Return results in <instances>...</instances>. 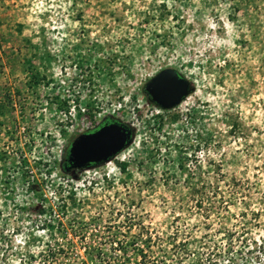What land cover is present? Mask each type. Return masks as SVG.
Masks as SVG:
<instances>
[{
    "label": "rangeland",
    "instance_id": "1",
    "mask_svg": "<svg viewBox=\"0 0 264 264\" xmlns=\"http://www.w3.org/2000/svg\"><path fill=\"white\" fill-rule=\"evenodd\" d=\"M105 115L131 143L72 178ZM0 264H264V0H0Z\"/></svg>",
    "mask_w": 264,
    "mask_h": 264
},
{
    "label": "water",
    "instance_id": "2",
    "mask_svg": "<svg viewBox=\"0 0 264 264\" xmlns=\"http://www.w3.org/2000/svg\"><path fill=\"white\" fill-rule=\"evenodd\" d=\"M149 101L161 109L177 105L194 89L177 71L166 67L149 77L142 85ZM131 129L116 119L75 135L68 143L64 160L66 171L76 178L79 171L99 166L113 158L132 141Z\"/></svg>",
    "mask_w": 264,
    "mask_h": 264
},
{
    "label": "flooded vegetation",
    "instance_id": "3",
    "mask_svg": "<svg viewBox=\"0 0 264 264\" xmlns=\"http://www.w3.org/2000/svg\"><path fill=\"white\" fill-rule=\"evenodd\" d=\"M109 119H110V120H113V117L110 116V115H105V116H103V117L101 118V120H100V124L103 123V122L108 121ZM100 124H99V125H100ZM66 150H67V149H66ZM66 150H65V151H66ZM65 151L63 152L62 159L65 158V156H64V153H65V155H66V152H65Z\"/></svg>",
    "mask_w": 264,
    "mask_h": 264
},
{
    "label": "trees",
    "instance_id": "4",
    "mask_svg": "<svg viewBox=\"0 0 264 264\" xmlns=\"http://www.w3.org/2000/svg\"><path fill=\"white\" fill-rule=\"evenodd\" d=\"M91 130H93V129H91ZM59 165H60L59 167L61 168L62 171H66L67 163L65 162L64 158L63 159L61 158V161H60Z\"/></svg>",
    "mask_w": 264,
    "mask_h": 264
}]
</instances>
